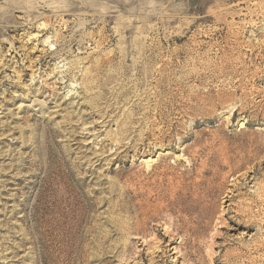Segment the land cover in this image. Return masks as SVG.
<instances>
[{
  "label": "rangeland",
  "instance_id": "1",
  "mask_svg": "<svg viewBox=\"0 0 264 264\" xmlns=\"http://www.w3.org/2000/svg\"><path fill=\"white\" fill-rule=\"evenodd\" d=\"M0 264H264V0H0Z\"/></svg>",
  "mask_w": 264,
  "mask_h": 264
}]
</instances>
